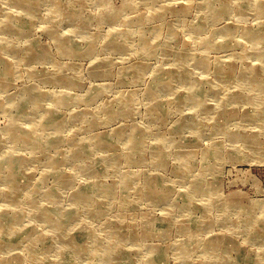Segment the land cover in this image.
Returning a JSON list of instances; mask_svg holds the SVG:
<instances>
[{"label": "clouds", "instance_id": "clouds-1", "mask_svg": "<svg viewBox=\"0 0 264 264\" xmlns=\"http://www.w3.org/2000/svg\"><path fill=\"white\" fill-rule=\"evenodd\" d=\"M0 264H264V0H0Z\"/></svg>", "mask_w": 264, "mask_h": 264}]
</instances>
